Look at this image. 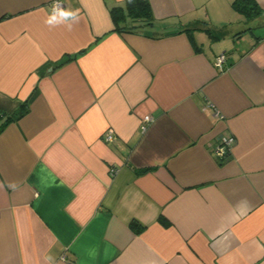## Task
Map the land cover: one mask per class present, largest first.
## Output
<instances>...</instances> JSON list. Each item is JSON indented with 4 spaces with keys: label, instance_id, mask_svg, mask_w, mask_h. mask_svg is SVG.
<instances>
[{
    "label": "crops",
    "instance_id": "crops-1",
    "mask_svg": "<svg viewBox=\"0 0 264 264\" xmlns=\"http://www.w3.org/2000/svg\"><path fill=\"white\" fill-rule=\"evenodd\" d=\"M52 1L0 0V264H264V0Z\"/></svg>",
    "mask_w": 264,
    "mask_h": 264
},
{
    "label": "trees",
    "instance_id": "trees-1",
    "mask_svg": "<svg viewBox=\"0 0 264 264\" xmlns=\"http://www.w3.org/2000/svg\"><path fill=\"white\" fill-rule=\"evenodd\" d=\"M233 6L246 14H254L258 12V7L252 3V0H234ZM110 14L114 23V30L118 32H132L142 25H150L154 19L151 5L148 0H124L123 5L113 6ZM189 31V29H186ZM212 38L220 37L213 30H206ZM22 110L19 115L26 112V104H22ZM8 120L0 126V129ZM132 228L137 229L138 222L131 221Z\"/></svg>",
    "mask_w": 264,
    "mask_h": 264
},
{
    "label": "built area",
    "instance_id": "built-area-1",
    "mask_svg": "<svg viewBox=\"0 0 264 264\" xmlns=\"http://www.w3.org/2000/svg\"><path fill=\"white\" fill-rule=\"evenodd\" d=\"M55 3H57V0L52 1V4H51L52 9H53V5ZM58 3L63 7V3L61 0H58ZM225 57L226 56L224 53H221L218 56H216L215 61H214V64L216 65V67H218L220 69L222 68L223 62L225 61ZM143 120H144V125L142 128L145 129L146 123L150 122L152 119L149 115H146V116H144ZM109 134H110V132H109ZM233 143H234L233 137L224 136V135L221 136L218 145L214 148L215 155L218 157H224L225 155H227L230 152ZM112 172H114V171L112 170Z\"/></svg>",
    "mask_w": 264,
    "mask_h": 264
},
{
    "label": "clouds",
    "instance_id": "clouds-1",
    "mask_svg": "<svg viewBox=\"0 0 264 264\" xmlns=\"http://www.w3.org/2000/svg\"><path fill=\"white\" fill-rule=\"evenodd\" d=\"M79 14L78 10H66L64 9L57 0V3L53 5L52 13L48 17L46 23L50 26H55L60 23H66L67 21L76 22L78 21ZM69 29L71 28V24H68Z\"/></svg>",
    "mask_w": 264,
    "mask_h": 264
},
{
    "label": "rangeland",
    "instance_id": "rangeland-1",
    "mask_svg": "<svg viewBox=\"0 0 264 264\" xmlns=\"http://www.w3.org/2000/svg\"><path fill=\"white\" fill-rule=\"evenodd\" d=\"M259 28V27H258ZM254 30H257V28H254Z\"/></svg>",
    "mask_w": 264,
    "mask_h": 264
}]
</instances>
